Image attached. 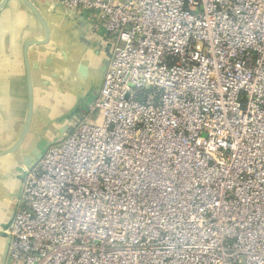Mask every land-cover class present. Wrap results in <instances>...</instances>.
Returning <instances> with one entry per match:
<instances>
[{
  "label": "built area",
  "instance_id": "2783aa9c",
  "mask_svg": "<svg viewBox=\"0 0 264 264\" xmlns=\"http://www.w3.org/2000/svg\"><path fill=\"white\" fill-rule=\"evenodd\" d=\"M54 1L94 15L109 61L87 115L24 170L4 264H108L116 196L218 217L158 221L160 243L132 237L120 264H264V0ZM231 207L241 225L219 220Z\"/></svg>",
  "mask_w": 264,
  "mask_h": 264
},
{
  "label": "crops",
  "instance_id": "0c3cea01",
  "mask_svg": "<svg viewBox=\"0 0 264 264\" xmlns=\"http://www.w3.org/2000/svg\"><path fill=\"white\" fill-rule=\"evenodd\" d=\"M33 1L47 19L51 37L47 45L29 49L34 116L26 148L46 149L71 131L65 128L69 125L65 117L73 115L72 124L87 115L100 91L109 57L93 14L69 13L54 0ZM42 35L22 2L8 0L0 12V149L15 141L26 113L23 45ZM14 158H0V194L14 193L18 187ZM2 208H7L5 202ZM5 244V240L0 241V254Z\"/></svg>",
  "mask_w": 264,
  "mask_h": 264
},
{
  "label": "rangeland",
  "instance_id": "374dc122",
  "mask_svg": "<svg viewBox=\"0 0 264 264\" xmlns=\"http://www.w3.org/2000/svg\"><path fill=\"white\" fill-rule=\"evenodd\" d=\"M2 134H0V138ZM225 202L228 204H233L237 198L234 193H225ZM117 200H132L134 197H121L116 196ZM129 200V207L126 209L117 208L119 201L111 202L108 197V264H120L122 258L121 252L124 250L125 243L127 240H131L132 237H139L140 241L134 244L133 247H139L145 245L147 242H151V232H156L155 238L158 242L154 241V244L160 243L161 238H164L167 233L163 227L159 226L158 221H200V220H215L218 217L214 216L212 212L209 211H182L177 210L175 207H180V202L177 201L172 203L170 206L172 212L169 210H157L149 209L146 204L141 203V208L137 209L133 205V202ZM2 207V203H0ZM196 205L201 206L200 200H194L193 207ZM160 208H163L162 206ZM243 214H250L246 211ZM226 222L236 221L235 224L241 225V216L238 211L234 208L222 210L220 214V219ZM260 222V219H257ZM163 224V223H162ZM231 224V223H229ZM232 225V224H231ZM233 226V225H232ZM151 229V230H150ZM150 230V231H149ZM130 245V244H129Z\"/></svg>",
  "mask_w": 264,
  "mask_h": 264
},
{
  "label": "water",
  "instance_id": "95a60500",
  "mask_svg": "<svg viewBox=\"0 0 264 264\" xmlns=\"http://www.w3.org/2000/svg\"><path fill=\"white\" fill-rule=\"evenodd\" d=\"M20 1L22 2L25 9L34 17L36 22L39 24L43 35L41 39H38V40L29 39L23 45L22 57H23L24 69H25V82H26V93H27L26 113H25L22 128L17 138L15 139V141L9 147L0 149V158L15 157L14 159H16L15 162L18 168V171H17L18 174H16L15 176V179L17 181V186H18L16 189V192L9 193L7 195L0 194V203L5 202L6 207H7L6 209L5 208L0 209V218H2L1 220L2 222L0 221V241H3V240L6 241L3 251L0 254V264L5 263L7 246H8L7 231L12 224V221H13V218L15 216L16 209L18 206L21 186L24 180L23 178L24 170L30 169L31 167H33L37 163V161L41 158L43 152L50 146L49 145L46 149L45 148L43 149L41 146H37L33 148H26L28 138L31 135L33 116H34V91H33V81H32V74H31L32 66L30 65V61H29L30 60L29 59V49L31 47L45 46L49 43L50 37H51L50 25L48 24L47 19L44 17L42 12L40 11L38 5L33 0H20ZM7 2L8 0H1L0 12L4 9ZM102 41L107 50V56L109 57V47L106 44L105 40H102ZM88 109L85 114L88 113ZM72 116L73 115H70L64 118V120L69 123V125L65 126L66 129L70 128L71 130L72 127L76 126L83 119L82 117L80 120H75V122L71 124L70 119H72L71 118Z\"/></svg>",
  "mask_w": 264,
  "mask_h": 264
}]
</instances>
